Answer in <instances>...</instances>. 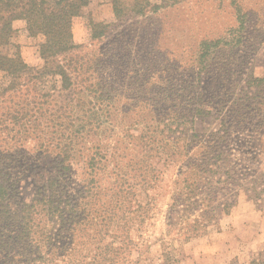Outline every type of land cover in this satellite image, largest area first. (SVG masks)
I'll use <instances>...</instances> for the list:
<instances>
[{"label": "trees", "instance_id": "obj_1", "mask_svg": "<svg viewBox=\"0 0 264 264\" xmlns=\"http://www.w3.org/2000/svg\"><path fill=\"white\" fill-rule=\"evenodd\" d=\"M90 2L0 0V71L8 78L0 103V264L134 263L132 220L138 219L142 208L138 185L152 187L146 172L154 166L142 156L147 167H138L137 180L142 183L129 182L121 170L115 178L118 183L102 184L111 152L97 135L114 124L113 94L106 91L109 83L104 86L101 76L94 75L98 69L77 53L83 46L73 34L76 18L85 16ZM113 4L117 17L124 8L140 15L156 9L151 0H132L131 5L113 0ZM16 20L23 21L28 36L36 40L37 63L28 62L21 52L2 51L10 43ZM221 42L202 40L201 47L206 52ZM245 85L241 103L234 100L226 112L218 110L221 133L196 140L195 150L185 145L177 158L186 170H181L168 205L167 233L176 231L186 239L205 233L219 212H230L241 191L254 201H264L261 174L238 171L225 154L233 130L255 135L245 160L258 162L264 152V75L245 80ZM197 94L200 102L207 96L204 89ZM214 111L201 102L184 109L182 116L189 119L190 113ZM29 144L38 158L53 157L55 173L26 199L22 184L33 170L22 152ZM144 150L151 154L146 144ZM78 164L82 181L72 186ZM224 190L231 192V200H218Z\"/></svg>", "mask_w": 264, "mask_h": 264}, {"label": "rangeland", "instance_id": "obj_2", "mask_svg": "<svg viewBox=\"0 0 264 264\" xmlns=\"http://www.w3.org/2000/svg\"><path fill=\"white\" fill-rule=\"evenodd\" d=\"M121 1L132 4V0ZM151 1L156 9L146 14L124 8L117 17L113 0H91L85 16L76 18L73 27L75 42L83 46L77 53L98 69L94 75L101 76L104 86L109 83L106 91L113 94L114 124H107L109 129L97 135L111 152L103 186L118 183L115 178L121 170L129 182L142 183L141 178L137 180L138 167L145 166L142 156L154 166L151 173L146 172L152 177V187L138 185L142 208L138 219L132 220L130 258L134 263L130 264L264 261V201H254L243 191L230 212H219L205 233L189 239L176 236V231L167 233L168 205L181 170H186L182 160H177L184 146L195 150L196 140L221 133L218 110L226 112L234 100L241 103L245 80L264 75V0ZM13 28L10 43L2 51L21 52L28 62L37 63L36 40L28 36L23 21H14ZM217 39H222L218 46L206 52L202 49V40ZM7 84L8 78L0 71V103ZM203 89L207 96L201 102L217 111L183 117L184 109L201 103L197 93ZM250 132L231 131L225 154L232 165L236 163L235 169L256 170L264 180V152L258 162L245 160L254 143L250 139H256ZM194 133L199 136L192 137ZM145 144L150 157L145 155ZM29 146L22 152L33 170L22 184L26 199L55 173L53 157L38 158ZM81 181L78 164L72 186ZM259 188L264 189L263 181ZM227 194L220 192L218 200H231V192Z\"/></svg>", "mask_w": 264, "mask_h": 264}]
</instances>
